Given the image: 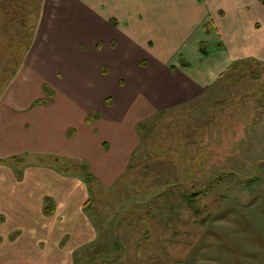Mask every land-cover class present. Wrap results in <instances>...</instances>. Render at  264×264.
<instances>
[{
    "label": "rangeland",
    "instance_id": "374dc122",
    "mask_svg": "<svg viewBox=\"0 0 264 264\" xmlns=\"http://www.w3.org/2000/svg\"><path fill=\"white\" fill-rule=\"evenodd\" d=\"M35 2L0 0V103L10 88L18 89L17 78L30 64L20 115L31 117L38 107L54 112L64 101L72 110L60 121L66 133H84L109 120V108L120 112L135 89L145 105L161 77L171 74V83L179 85L187 79L181 75H202L217 58L195 57L205 1ZM18 5L26 11L27 29ZM116 40L121 46L113 51L109 43ZM98 42L106 45L102 51ZM200 44L207 51L211 47L208 41ZM184 52L190 69L182 72ZM228 66L199 95L137 123L141 142L130 154L126 175L111 187L88 185L90 202L83 214L96 236L74 251L73 264H264V61L233 60ZM46 83L56 88L55 99L43 91ZM95 111L99 118L88 120ZM35 128L32 120L25 127ZM18 152L0 156V164L8 158L6 167L13 170L36 166L70 172L60 152ZM221 172L226 176L218 184L191 204L186 201ZM20 233L13 231L11 239Z\"/></svg>",
    "mask_w": 264,
    "mask_h": 264
},
{
    "label": "crops",
    "instance_id": "0c3cea01",
    "mask_svg": "<svg viewBox=\"0 0 264 264\" xmlns=\"http://www.w3.org/2000/svg\"><path fill=\"white\" fill-rule=\"evenodd\" d=\"M194 1H205L208 5L197 23L199 31L197 42L194 43L198 51L200 42L208 41L211 44L206 57L200 52L195 57L197 60L212 59L213 56L217 58L212 62L211 68L202 69V75H181L187 79L179 85L171 83V74L165 76V80L161 77L158 86L153 84L150 92L152 97L145 99V105L141 104V92L135 89L129 92L128 99H123V109L120 112L112 113L117 107L109 108V120L105 118L95 122L91 129L84 133L75 129V134L73 132L69 137V133L64 131V125L60 128L64 115L72 111L67 109L64 101L54 112L38 107L32 111L31 117L20 115L24 108L21 106L24 100L21 86L29 78L27 72L30 64L26 67L25 74L20 73L21 79L19 76L17 78L18 89L10 88L5 93L4 100L0 103V156L17 154L20 150L18 148L27 154L60 152L65 155L69 167H65V170L70 172L63 175L36 166L25 167L26 170H13L6 167L10 157L5 158L4 166L1 165L3 163L0 164V232L10 233L8 237H0V264H73L74 251L87 242H93L96 236L91 220L83 214L90 201L88 185L95 182L101 187H111L120 174L124 176L129 172L130 154L141 142L136 129L137 123L151 118L160 110L184 103L199 95L224 73L233 60L255 58L264 61V4L261 0ZM205 24L211 28L209 35L204 31ZM121 42L116 40L114 47L113 42H110L109 47L116 51ZM195 51L196 49L193 55ZM181 55L187 56L186 52ZM141 62L142 66L150 67L148 61ZM171 67L176 69L177 64ZM104 68L107 70L106 74H109V69L105 66ZM183 69L190 68L183 67L180 71L183 72ZM162 80L165 81L163 85ZM51 88L54 94H57L53 85ZM139 108L146 109L141 111ZM135 111L137 113L130 116L131 112ZM34 113L37 114L33 117ZM31 120L36 128L25 129ZM54 145H64L65 148L60 150L61 148ZM76 159L89 162L90 166L86 163L82 165L89 166L93 176L92 182H85L80 170L82 165L74 163ZM25 162L26 160L23 164ZM19 171L22 173L20 179ZM46 198H51L54 202V212L51 215L43 213ZM5 223L6 226L9 225L6 230L1 228ZM13 231L14 235L21 233L12 240ZM4 242L8 243L5 247Z\"/></svg>",
    "mask_w": 264,
    "mask_h": 264
},
{
    "label": "trees",
    "instance_id": "16d2710c",
    "mask_svg": "<svg viewBox=\"0 0 264 264\" xmlns=\"http://www.w3.org/2000/svg\"><path fill=\"white\" fill-rule=\"evenodd\" d=\"M35 1L36 0H17V3L19 5L25 4V5L28 6V5H34L36 3ZM261 2L264 4V0H261ZM7 3H8V1H7ZM19 5L17 7H18L20 13L22 14V17H25V12L26 11L23 8H21ZM24 19H25V21L22 23L23 24L22 26L24 28H26L27 27L26 17ZM111 23L114 26L116 25V23L113 20L111 21ZM204 31H205V33L207 35H209L211 33V28H210V26L208 24H205ZM26 38H27V36H26ZM30 38H31V36H30ZM34 39H35V37H34ZM103 46H104V43L103 42H98L97 45H96V48H97V50H101L103 48ZM112 46L113 47L115 46V42L112 43ZM19 47H18V50H19ZM199 52L204 57H206L207 54H208V51L202 46V44H199ZM179 62H180V64H181L182 67H184V68L189 67V64L184 60V57L182 55L179 56ZM102 71H103V73H107V70L104 67L102 68ZM42 89L46 93L47 98L53 96L54 91H53V89L47 83L46 84H43ZM46 100L47 99H45V101H43V103H47ZM109 101L110 100H107L108 104H109ZM94 115H95V119H98L99 118L98 112L95 111V112L91 113V115H89V117L87 119L88 120L92 119V117ZM72 133H73V131L72 132L69 131V137H71ZM15 162H17V164H19L21 161H19L18 159H16ZM80 170L82 171V173H83V175L85 177L86 183L92 182L93 176L91 174V171H90L89 166L86 165V164L85 165H82V166H80ZM225 176H226V173L221 172L217 176H215L213 178H210L205 183V186H204V190L203 191H201L199 194H195L193 198L192 197H186V201L189 204H191L193 201H196L197 196H199L201 194H204L208 189L212 188L215 184H218V182H220V180H222ZM18 177H19V179L22 178V173L20 171L18 172ZM53 212H54V202H53V200L51 198H46L45 199V206H44L43 213H44V215H51V214H53ZM1 219H3V218H1Z\"/></svg>",
    "mask_w": 264,
    "mask_h": 264
}]
</instances>
